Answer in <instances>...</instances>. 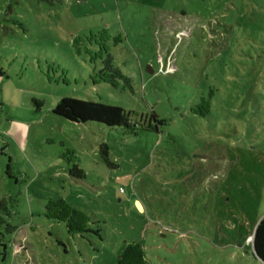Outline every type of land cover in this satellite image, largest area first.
Segmentation results:
<instances>
[{"label":"rangeland","instance_id":"obj_1","mask_svg":"<svg viewBox=\"0 0 264 264\" xmlns=\"http://www.w3.org/2000/svg\"><path fill=\"white\" fill-rule=\"evenodd\" d=\"M62 98L165 124L73 123ZM59 197L90 232L44 217ZM263 217L264 0H0V264H117L130 243L149 264H263Z\"/></svg>","mask_w":264,"mask_h":264},{"label":"trees","instance_id":"obj_2","mask_svg":"<svg viewBox=\"0 0 264 264\" xmlns=\"http://www.w3.org/2000/svg\"><path fill=\"white\" fill-rule=\"evenodd\" d=\"M76 44V40H73ZM79 53V51H77ZM172 69V66H169ZM37 109L40 104L35 102ZM206 112L209 111V103H205ZM53 113L70 122L77 124H85L88 122H95L107 127H122L127 134L135 135L139 129L153 130L158 132V126L165 124V121L159 119L158 116L152 112L147 119V124L140 122H129V115L120 107L105 105L101 102L93 100H80L74 98H62L53 108ZM199 112V111H198ZM201 114V112H199ZM107 146H100V153L102 157L108 161ZM69 175L73 173L82 174L76 165L69 170ZM44 217L49 220L59 221L66 224L70 235H83L91 230V218L83 210L78 209L72 203L64 198H51L44 205ZM253 239L251 247L254 248L257 258L264 264V217L260 219L253 230ZM117 264H149L144 250L139 243H130L121 252L117 259Z\"/></svg>","mask_w":264,"mask_h":264},{"label":"water","instance_id":"obj_3","mask_svg":"<svg viewBox=\"0 0 264 264\" xmlns=\"http://www.w3.org/2000/svg\"><path fill=\"white\" fill-rule=\"evenodd\" d=\"M136 204H137V207L140 209V210H142V206L140 205V203L139 202H136ZM251 238L253 239V235L251 236ZM253 249V253H254V255L256 256V254H255V251H254V248H252ZM257 257V256H256Z\"/></svg>","mask_w":264,"mask_h":264}]
</instances>
